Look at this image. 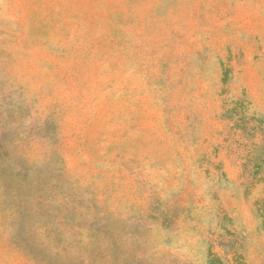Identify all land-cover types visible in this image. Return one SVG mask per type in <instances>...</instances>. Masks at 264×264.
Wrapping results in <instances>:
<instances>
[{
  "label": "rangeland",
  "instance_id": "rangeland-1",
  "mask_svg": "<svg viewBox=\"0 0 264 264\" xmlns=\"http://www.w3.org/2000/svg\"><path fill=\"white\" fill-rule=\"evenodd\" d=\"M0 264H264V0H0Z\"/></svg>",
  "mask_w": 264,
  "mask_h": 264
}]
</instances>
